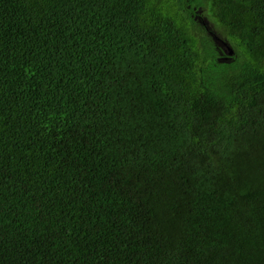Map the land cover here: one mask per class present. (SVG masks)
Segmentation results:
<instances>
[{
    "label": "trees",
    "instance_id": "1",
    "mask_svg": "<svg viewBox=\"0 0 264 264\" xmlns=\"http://www.w3.org/2000/svg\"><path fill=\"white\" fill-rule=\"evenodd\" d=\"M0 264H264V0H0Z\"/></svg>",
    "mask_w": 264,
    "mask_h": 264
},
{
    "label": "water",
    "instance_id": "2",
    "mask_svg": "<svg viewBox=\"0 0 264 264\" xmlns=\"http://www.w3.org/2000/svg\"><path fill=\"white\" fill-rule=\"evenodd\" d=\"M215 43H217L219 46L222 47V49L224 50L225 54L227 57H231L234 54L233 49L231 48V46L227 45V43L223 42L220 38H218L217 36L213 37Z\"/></svg>",
    "mask_w": 264,
    "mask_h": 264
},
{
    "label": "flooded vegetation",
    "instance_id": "3",
    "mask_svg": "<svg viewBox=\"0 0 264 264\" xmlns=\"http://www.w3.org/2000/svg\"><path fill=\"white\" fill-rule=\"evenodd\" d=\"M221 55H223V53H221Z\"/></svg>",
    "mask_w": 264,
    "mask_h": 264
}]
</instances>
